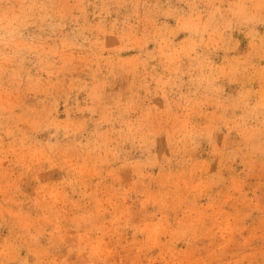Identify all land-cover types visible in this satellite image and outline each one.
<instances>
[{
  "label": "rangeland",
  "instance_id": "1",
  "mask_svg": "<svg viewBox=\"0 0 264 264\" xmlns=\"http://www.w3.org/2000/svg\"><path fill=\"white\" fill-rule=\"evenodd\" d=\"M0 264H264V0H0Z\"/></svg>",
  "mask_w": 264,
  "mask_h": 264
}]
</instances>
